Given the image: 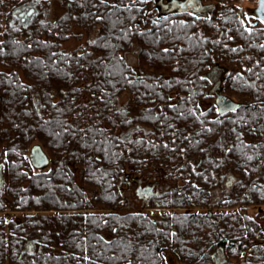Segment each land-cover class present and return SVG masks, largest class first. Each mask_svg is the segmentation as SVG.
Returning <instances> with one entry per match:
<instances>
[{"label": "trees", "instance_id": "trees-1", "mask_svg": "<svg viewBox=\"0 0 264 264\" xmlns=\"http://www.w3.org/2000/svg\"><path fill=\"white\" fill-rule=\"evenodd\" d=\"M217 1L210 10L201 1L193 11L151 18L157 8L145 0H0V211L22 212L7 231L0 218V264H213L215 255L224 264H264L263 209L257 217L246 212L264 206V22L243 18L235 0ZM34 4L39 13L11 24L13 11L27 13ZM54 12L58 19L49 21ZM76 28L96 37L65 51L81 37ZM133 49L137 68L126 61ZM209 64L226 69L228 92L240 96L235 114L207 122L195 100L180 104L173 128L184 142L174 153L167 148L173 142L156 149L151 139L141 146L120 137L128 115L139 123L155 118L144 109L146 95H191L189 82L201 90ZM34 144L50 155L37 173L28 159ZM169 156L176 168L201 158L196 187L153 199L143 210L208 207L207 191L225 171L238 182L216 207L239 209L117 212L126 167L147 157L169 169ZM41 209L58 213H31Z\"/></svg>", "mask_w": 264, "mask_h": 264}, {"label": "flooded vegetation", "instance_id": "flooded-vegetation-1", "mask_svg": "<svg viewBox=\"0 0 264 264\" xmlns=\"http://www.w3.org/2000/svg\"><path fill=\"white\" fill-rule=\"evenodd\" d=\"M165 1V2H163ZM183 1V3H182ZM197 3L201 4V0H158L156 2L157 9L160 13H183L186 11L195 10ZM33 9L32 14H28V11ZM30 9L26 12H19L15 10L12 12L11 22L19 20L20 23H27L29 19L34 17L38 12L36 4L32 5ZM59 8L57 7L56 10ZM207 71L203 74L202 89H192L193 84L189 82V88L192 90L191 95H185L184 93H179L178 89L167 94L163 99V93L161 90L156 89L155 94H149L145 96L146 103L144 105L145 110H149L155 113V118L142 120L139 122H134L133 117L128 115V127L126 131L120 133V137L125 140L127 144H132L136 139H140L143 143L141 146H145L147 139L150 140L152 145L159 149V144L163 146H169L170 142H173L171 147L172 151L178 147V143L183 141L180 136L181 131L176 127V122L173 120L175 116L180 115L179 108L180 104L184 102L193 103L196 101V106L200 109L202 115L206 116L205 121H215L227 118L235 112H226L220 114L216 106V100L220 98H231L235 102L240 103L239 99H234L228 94L226 87V76L227 71L223 66L219 64H209ZM139 75H143L139 74ZM193 95V97H192ZM186 96V97H185ZM191 106V104H189ZM129 114V113H128ZM147 120V123H146ZM169 125L172 126L171 131ZM208 130V129H207ZM175 133L177 134V140L174 138ZM207 136L209 135L208 133ZM172 136V137H170ZM201 139V138H200ZM207 137H204L206 140ZM145 141V142H144ZM155 141V142H153ZM160 142V143H159ZM210 145V141L207 145L202 146V150H207ZM190 148L189 155L192 156L194 145L192 144ZM146 150V149H145ZM174 153V151H173ZM205 155L209 156L205 151ZM168 163L171 165L169 169H165L163 165L157 164L155 159L143 158L137 167L129 164L126 167L125 173L120 178L118 185L119 192L122 196V206L124 209H133L141 205V207L146 206L151 200L163 197L165 195L174 196L175 193L179 194L180 189L196 187L195 176L199 170L201 158H190L184 159L180 162L176 168V163H174V158L169 156ZM183 180H180V174H184ZM172 178V179H171ZM238 182V177L229 171H225L219 175V178L215 181L214 186L211 190H208L209 196V206L212 209H217V205L221 202H226L230 196L231 191L235 188ZM187 184V186H185ZM200 188V186L198 187ZM224 199V200H223ZM208 206V207H209ZM213 212L211 209L207 211L208 215ZM8 237V232L6 233ZM31 241L24 244V250L30 256L34 255L35 246L31 245ZM31 258V257H30ZM213 264H224L225 260H218L214 257ZM12 264V263H7Z\"/></svg>", "mask_w": 264, "mask_h": 264}, {"label": "rangeland", "instance_id": "rangeland-1", "mask_svg": "<svg viewBox=\"0 0 264 264\" xmlns=\"http://www.w3.org/2000/svg\"><path fill=\"white\" fill-rule=\"evenodd\" d=\"M145 1H151V8H157L156 6V2L158 0H145ZM202 3L205 4L206 7V10H210L212 8L213 5H215L218 1L217 0H201ZM165 2V1H163ZM227 3V2H226ZM235 4V6H237L240 10V14L243 18H246V19H249L250 17L249 16H252L253 15V8L256 6V3H257V0H235L233 2ZM62 9V8H61ZM62 11H64L62 9ZM61 11V12H62ZM59 12V14L61 13ZM158 13V9H155V11L153 10L152 11V14H151V18H158V16L156 15ZM57 12H54L53 16H50L48 19L49 21H54V20H57L58 18L56 17L57 15ZM188 17V16H187ZM185 16L181 17V18H187ZM11 24H15V26H21L23 23H19V20H15L13 23ZM74 31L77 33V34H80L81 37L80 39H72L70 41H68L66 44H64L62 46V49H65V51H72V50H75V49H82L86 46V44L88 43V41L90 40H93L95 39L96 37V32L93 31L91 32L90 34H87L84 32V30H80L78 28L74 29ZM134 51H130L128 53H126V61H127V64H129L131 67H134V68H137V58H136V50L133 49ZM229 93V92H228ZM229 96H231L232 98L234 99H239V95L238 94H234V93H229L228 94ZM124 100V97H120L119 99V102L122 103V101ZM122 105V104H120ZM45 152L49 155V153L46 151V149H44ZM50 157V155H49ZM3 163V161L1 162V164ZM26 169V168H24ZM27 170V169H26ZM34 170V169H33ZM30 171V169H29ZM4 172L5 170L3 169V176H4ZM32 172V171H31ZM34 173H37V171H33ZM76 173L78 174L77 170H76ZM5 178V177H4ZM77 179V178H76ZM24 185H27L26 183H24ZM224 200V199H223ZM46 201L48 202L46 199L43 200V202ZM43 205H47V203H43ZM209 209H211V211L213 213H217V212H227V211H233V210H238L235 208H217V209H212V207L210 208L209 207H200V208H190V209H186V210H190V211H195V212H206L208 211ZM261 209H263L262 211V215H260V217L263 219L262 222H264V206L263 205H250V206H247V209H246V212L249 216L251 217H257L258 215H256L258 213V211H260ZM133 210H143L141 205L137 206V208H133V209H124V207L122 206V202L120 203V207L118 206V209L116 210L117 212H121V213H127L129 211H133ZM186 210L184 209H180V208H151V209H145L143 210L144 213H149V214H154V215H158L160 213H172V212H177V213H182V212H186ZM100 210L98 209H95L94 212H99ZM32 214L34 215H45V214H57L58 211L57 210H51V211H45L43 209L41 210H32L31 211ZM22 214V212H18V211H13V210H5V211H0V218H3L2 220H6L3 224V221L1 222V227L4 226L5 230H9L8 228H6V224L7 222L11 219V220H14L16 219L18 216H20ZM18 219V218H17ZM247 252L244 253V255H246ZM215 258L216 259H219V257L217 255H215ZM168 263L169 264H176L172 259L171 261L168 260ZM177 264H183V263H177Z\"/></svg>", "mask_w": 264, "mask_h": 264}, {"label": "water", "instance_id": "water-1", "mask_svg": "<svg viewBox=\"0 0 264 264\" xmlns=\"http://www.w3.org/2000/svg\"><path fill=\"white\" fill-rule=\"evenodd\" d=\"M32 12H33V9H30L28 11V14L30 15L32 14ZM253 14L257 19L264 22V0H257L256 6L253 8ZM215 103L218 108V112L220 114H223L226 112L228 113L235 112L240 106V103L235 102L231 98H227V97L220 98V99L218 97ZM28 159H29V162L32 168L36 171L44 170L50 165V158L48 154L39 144H34L30 147ZM3 184H4L3 164H0V190L3 187ZM32 244L33 243H31V245ZM240 264H244V261L241 262Z\"/></svg>", "mask_w": 264, "mask_h": 264}]
</instances>
